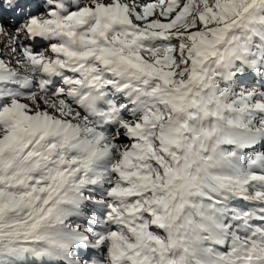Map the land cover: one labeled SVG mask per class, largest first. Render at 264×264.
<instances>
[{
	"label": "snow or ice",
	"instance_id": "snow-or-ice-1",
	"mask_svg": "<svg viewBox=\"0 0 264 264\" xmlns=\"http://www.w3.org/2000/svg\"><path fill=\"white\" fill-rule=\"evenodd\" d=\"M0 264H264V0H0Z\"/></svg>",
	"mask_w": 264,
	"mask_h": 264
},
{
	"label": "bare ground",
	"instance_id": "bare-ground-1",
	"mask_svg": "<svg viewBox=\"0 0 264 264\" xmlns=\"http://www.w3.org/2000/svg\"><path fill=\"white\" fill-rule=\"evenodd\" d=\"M44 47H47V45L41 44V45L38 46V50H39V48H44ZM4 58L7 59L6 57H4Z\"/></svg>",
	"mask_w": 264,
	"mask_h": 264
},
{
	"label": "rangeland",
	"instance_id": "rangeland-1",
	"mask_svg": "<svg viewBox=\"0 0 264 264\" xmlns=\"http://www.w3.org/2000/svg\"><path fill=\"white\" fill-rule=\"evenodd\" d=\"M143 2H147V0H143ZM7 59H9V57L8 56H5ZM14 66H15V64H13Z\"/></svg>",
	"mask_w": 264,
	"mask_h": 264
}]
</instances>
